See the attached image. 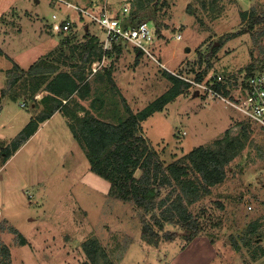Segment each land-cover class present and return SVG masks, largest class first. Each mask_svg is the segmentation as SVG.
<instances>
[{
	"label": "rangeland",
	"instance_id": "obj_1",
	"mask_svg": "<svg viewBox=\"0 0 264 264\" xmlns=\"http://www.w3.org/2000/svg\"><path fill=\"white\" fill-rule=\"evenodd\" d=\"M103 1L86 0L87 4H82L97 12ZM119 1L110 0L118 12ZM202 1L156 0L135 11L137 15L127 16L134 22L147 21L156 30L151 52L157 60L139 53L131 43L121 45L120 53H113L118 84L112 83L106 97L114 107L122 103L123 108L119 111L115 107V123L129 116L128 106L137 113L171 87L166 71L191 78L205 72L208 82L218 75L233 81L235 89L250 72L264 65V20L249 28L253 18H242L244 11L264 18V0H218L214 4L206 0L205 6ZM28 12L34 20L23 15ZM54 13L59 16L57 20L73 21L75 30L70 37L78 28L75 20L98 26L81 11L58 1L0 0V31L4 26H14V35L4 47L19 63L28 66L40 55H50L53 48L47 47H54V41L67 35L63 30H47V24L55 20ZM17 25L22 33L16 31ZM241 29L248 30L235 36ZM40 33H46L48 40ZM1 35L2 31V44ZM0 59L3 66L9 63L5 57ZM20 107L17 102L13 108ZM241 121H245L243 116L221 99L189 87L163 110L144 119L138 134L168 164L199 145L213 144L228 129L236 133ZM52 126L55 129H45V141L44 137L36 138L8 161H4L8 150L0 151V261L2 247L7 245L12 264H82L88 260L85 241L97 238L114 264H264V255L259 256L258 251L254 256L256 248L264 246L262 131L252 128V142L228 165L226 181L188 205L198 222L195 234L185 222L165 221L163 228L155 224L158 236L144 237L143 220L155 223L154 214L159 216L160 208L146 211L123 199L105 184L106 178L88 169L85 154V159L73 156L70 138L64 137L65 128L58 121ZM140 174L138 170L136 175ZM171 189L163 187L153 198L160 201ZM257 219L261 238L254 246L236 248L232 236L239 240L249 223Z\"/></svg>",
	"mask_w": 264,
	"mask_h": 264
},
{
	"label": "trees",
	"instance_id": "obj_2",
	"mask_svg": "<svg viewBox=\"0 0 264 264\" xmlns=\"http://www.w3.org/2000/svg\"><path fill=\"white\" fill-rule=\"evenodd\" d=\"M155 1L131 0L133 10L130 16L137 15L135 11L142 10ZM217 1L211 0L212 4ZM202 3L205 6L206 0ZM254 16L255 14L250 15L249 11L242 12L243 19L253 18L249 28H253L255 24L264 20L262 17L254 18ZM247 30L241 29L235 36ZM114 51H108L107 54ZM91 55L93 56V53H89L86 59L90 61L92 68V59H88ZM94 56L101 59L102 52L99 51ZM47 59L48 57L34 64L33 72H29L30 78L24 80V84L29 86L30 93L27 95L26 90L24 91L29 100H35L34 96L37 92L46 91L39 101L44 105V109L39 111L9 144L1 146L3 152L8 150L4 161H7L28 141L37 131L40 122L48 120L60 110L66 116L75 138L85 151L92 170L108 179L112 184L111 189H115L123 199L133 201L146 211L160 208V215L154 214L155 223L149 222L146 218L143 220L144 237L158 236L159 231L155 224L163 228L165 221L185 222L189 227L188 230H192L195 234L198 231V222L189 211L188 205L198 201L203 195L210 193L213 187L226 181L228 165L252 142V125L247 121H241L236 133L228 129L213 144L199 145L182 158L165 164L158 154L151 150L144 137L138 134L141 131V122L156 111L163 110L167 103L190 87L189 82L166 71L172 85L165 93L137 113L128 106L129 116L118 123H112L100 119L82 104L80 105L76 102L77 97H73L69 103H66L68 100L65 99L67 101L64 103L63 98L72 94L76 93L78 97H82L89 83L86 81V76H81L79 77L81 82L85 78L84 84L81 85L71 73L58 71L59 65L47 62ZM43 67H46V72L42 73ZM40 68L41 70L38 71ZM205 76V72H199L196 79L204 81ZM16 80L14 79L13 82H17ZM109 81L117 85L111 76ZM234 85L235 83L230 79L214 81V87L226 94L233 90ZM138 170H141L140 176L136 175ZM167 186L172 188L170 193L164 199L156 201L153 196ZM174 194L175 198H172ZM259 227V219L249 223L244 235L240 238L241 241L232 236L233 245L236 248H240L241 245L254 246L255 240L261 238L258 234ZM22 244H25L23 237ZM256 249L254 256H258V251L259 256L264 255L263 245H259ZM84 250L88 260L82 264H114L107 259L108 254L97 238L85 241ZM2 256L1 264H12L11 251L7 245L2 247Z\"/></svg>",
	"mask_w": 264,
	"mask_h": 264
},
{
	"label": "crops",
	"instance_id": "obj_3",
	"mask_svg": "<svg viewBox=\"0 0 264 264\" xmlns=\"http://www.w3.org/2000/svg\"><path fill=\"white\" fill-rule=\"evenodd\" d=\"M80 1L81 2L77 1V3L81 6H84L82 2H85L87 4L86 0ZM36 2H39V0H36ZM23 15L29 16L30 14L28 12L27 14ZM27 18H30L29 21L34 20L31 19L30 16ZM12 19L11 22H13L14 24L16 20ZM74 22H78L76 34L73 37H70V33H67L66 36H61L59 40L54 41L55 46L52 47V45H49L47 48H53L55 49V52H53V49H51L48 53L50 55H40L39 58H37L38 61L36 63H38L42 59H46V56H48L47 62L58 64V71L71 73L77 79V82H79L81 85L84 84L85 78L81 82L79 77L86 76V81L89 83V87L86 88V92L83 94V96L78 97V95L75 93L72 94V96H68L67 98L63 99H67L68 101L66 100V103H69V101L73 97H77L76 102H79L80 105L82 104L85 108L89 109L94 115L105 121L115 123V120L112 119L113 114L116 113L115 107L117 110L122 111V103H116L114 107V104H112L109 99L107 101L106 96L108 95V92H110V86L112 85L109 81V76H111L115 83L118 84L116 78L114 77V74H116V72L115 68L112 65V55L115 51H118L119 53L121 52V45H119L114 52H110L109 55L107 54V56L105 57L106 59L103 61L101 59H103L104 57V50L102 47L104 35L101 27L96 25L91 26L86 22L82 25L81 22L76 20ZM15 27L16 31H19V33L23 32L22 27L19 28L18 25ZM13 28L14 26L12 28H8V26H4L1 28L2 44L0 43V57H5L9 63L6 64V66H3L0 62V151H2V145L6 146L7 144H9L26 126V124L32 118H34L39 111L44 109V105L39 101L46 94V91L44 90L37 92L34 96L35 100L33 101L31 99L29 100V98L25 95L24 91L26 90L28 95L30 93V90L28 88L29 86L24 84V80L25 78H30L29 72H32L34 64L36 63L32 62L33 64L30 63L28 66H25L24 64L19 63L18 60H16V57L14 55L12 56L8 52L6 46L4 47L8 40L11 39L14 35L12 33ZM77 34L80 38H78ZM45 35L46 33L39 34V36L42 37L43 40L47 41L48 39L45 38ZM40 44L43 45L44 42H41ZM99 51L102 52L101 59L94 56V54L99 53ZM89 53H93V56L91 55V58L88 59H92V63H98L96 64L97 70H93V68H91L90 66V61L86 59ZM108 59L110 60V63H106ZM40 70L41 68L38 71ZM41 71L42 73L46 72V67H43ZM14 79H17V82L14 83ZM119 90V92L123 95V91L120 89V87ZM23 95L24 97L20 99V97H22ZM36 101L38 103H36ZM17 102L21 107L14 109V104H16ZM77 108H79V106H77ZM21 110H25V113H20ZM57 121L59 126L65 128L64 137L68 139L70 138L69 149L73 152V156H75V158L78 160L81 158L85 159L83 155L85 154V156H87L85 151L75 138L68 124L66 116L60 110L55 112L48 120L40 122L37 131L16 153H18L26 144H29L31 141L39 138L40 136L44 137L45 141V139L48 137L45 129H55L52 125L56 124ZM80 149L84 152H81ZM15 154H13L8 160L13 158ZM2 167H0V169ZM88 169H90L91 171V164L89 165ZM94 174L102 177L96 172ZM105 180H107L108 182L105 184L110 185L111 189V182L108 179Z\"/></svg>",
	"mask_w": 264,
	"mask_h": 264
},
{
	"label": "built area",
	"instance_id": "obj_4",
	"mask_svg": "<svg viewBox=\"0 0 264 264\" xmlns=\"http://www.w3.org/2000/svg\"><path fill=\"white\" fill-rule=\"evenodd\" d=\"M54 1L81 11L82 14L89 17L91 22L97 23L101 27L104 35L103 61L106 59L108 51H113L117 46L127 43L133 44L140 53H146L156 59L151 52V48H155L156 30L147 21L134 22L131 17L127 18L132 9L131 0L119 1L121 3L119 12L110 4V0H104L97 12L70 0ZM53 18L55 20L46 26L48 31L61 32L63 30L71 33L75 30L73 21L71 22L68 18L62 21L57 20L59 16L56 13L53 14ZM177 38L181 39L182 35H178ZM93 64V70H97L96 64L98 63ZM173 74L189 82L191 89H196L198 92L203 89L208 95L221 99L240 113L243 120L249 122L252 128H257L264 133V65L250 72L229 94L216 89L214 81H200L196 77H187L177 72H173ZM216 79L222 80L218 75H214V80ZM182 133L186 134V131H182Z\"/></svg>",
	"mask_w": 264,
	"mask_h": 264
},
{
	"label": "water",
	"instance_id": "obj_5",
	"mask_svg": "<svg viewBox=\"0 0 264 264\" xmlns=\"http://www.w3.org/2000/svg\"><path fill=\"white\" fill-rule=\"evenodd\" d=\"M187 50H189V47H188V49ZM198 94V93H197Z\"/></svg>",
	"mask_w": 264,
	"mask_h": 264
},
{
	"label": "clouds",
	"instance_id": "obj_6",
	"mask_svg": "<svg viewBox=\"0 0 264 264\" xmlns=\"http://www.w3.org/2000/svg\"><path fill=\"white\" fill-rule=\"evenodd\" d=\"M92 67H93V65H92Z\"/></svg>",
	"mask_w": 264,
	"mask_h": 264
}]
</instances>
